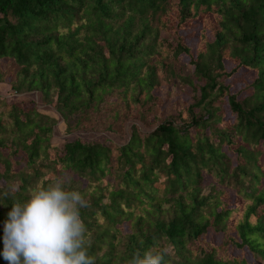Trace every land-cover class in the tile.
Returning <instances> with one entry per match:
<instances>
[{
	"label": "trees",
	"instance_id": "1",
	"mask_svg": "<svg viewBox=\"0 0 264 264\" xmlns=\"http://www.w3.org/2000/svg\"><path fill=\"white\" fill-rule=\"evenodd\" d=\"M0 84L60 117L0 110V183H19L0 264L13 203L62 173L95 264L164 246L165 264H264V0H0ZM58 121L104 136L53 147Z\"/></svg>",
	"mask_w": 264,
	"mask_h": 264
},
{
	"label": "clouds",
	"instance_id": "2",
	"mask_svg": "<svg viewBox=\"0 0 264 264\" xmlns=\"http://www.w3.org/2000/svg\"><path fill=\"white\" fill-rule=\"evenodd\" d=\"M71 176L62 173L46 185L37 183L24 202H14L4 226L3 258L8 264H95L89 255L90 234L81 218L88 201L70 190ZM18 182L0 183V199L14 196ZM171 247L137 250L127 264H165Z\"/></svg>",
	"mask_w": 264,
	"mask_h": 264
},
{
	"label": "rangeland",
	"instance_id": "3",
	"mask_svg": "<svg viewBox=\"0 0 264 264\" xmlns=\"http://www.w3.org/2000/svg\"><path fill=\"white\" fill-rule=\"evenodd\" d=\"M243 87V83L240 81L238 84V88H242ZM169 93L170 92V102H179L182 99L183 95L187 94V90L183 89L181 87H174L171 86L169 88H163L162 92L160 93L161 96H164L165 93ZM0 97H2V100H0V110L5 106V105H9L10 103H14V102H20V101H33L35 102V107L36 109H38L41 113L43 114H47L50 117H54V118H60L50 107H45L43 104H41V102L39 101V97L38 94L36 92H31V93H25V94H14L13 92L10 91L9 87L7 85H3L0 84ZM224 108V107H223ZM171 110L169 108H167L166 112H170ZM173 111V108H172ZM183 117H185V115H183ZM138 124L137 122H126L124 125V136L121 140L125 141V139H127L128 135L127 133L129 132V129L131 127L132 124ZM64 124L61 121H58V123L54 126L53 128V132H52V136H51V141L50 144L53 147H62L63 141L65 138L68 139H72L75 136H81L83 138H93L94 136H104L102 134V132H100L99 134L97 133H93V132H83V131H76L73 133H68L66 134V132L64 131ZM107 134V135H106ZM105 135L108 137L113 138V140L115 141H119V142H123L121 140H119L117 138V136L113 135V134H108L106 133ZM212 181H206L205 182V186H204V190L208 189V185L211 183ZM225 191V189H224ZM223 191V193H224ZM207 192V190H206ZM226 193V197H228V208L229 209H236L235 211L239 210L241 211L243 209V205H244V201H238L237 197H235L234 192L232 191H225ZM239 214L237 212L234 213V218H238Z\"/></svg>",
	"mask_w": 264,
	"mask_h": 264
}]
</instances>
